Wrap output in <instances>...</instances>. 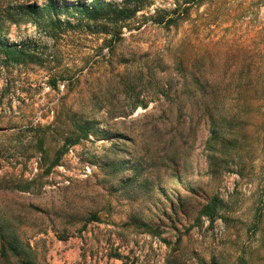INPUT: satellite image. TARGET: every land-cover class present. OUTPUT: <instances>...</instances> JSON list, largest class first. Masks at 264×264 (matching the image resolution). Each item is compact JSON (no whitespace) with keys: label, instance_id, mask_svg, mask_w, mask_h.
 Wrapping results in <instances>:
<instances>
[{"label":"rangeland","instance_id":"obj_1","mask_svg":"<svg viewBox=\"0 0 264 264\" xmlns=\"http://www.w3.org/2000/svg\"><path fill=\"white\" fill-rule=\"evenodd\" d=\"M50 1L93 0H0V37L26 51L0 59V236L30 264H264V0L111 44L62 9L53 30L7 22Z\"/></svg>","mask_w":264,"mask_h":264},{"label":"trees","instance_id":"obj_2","mask_svg":"<svg viewBox=\"0 0 264 264\" xmlns=\"http://www.w3.org/2000/svg\"><path fill=\"white\" fill-rule=\"evenodd\" d=\"M152 1L122 0L121 3H105L100 0H93L90 4H70L63 7L52 1L43 6H38L36 3H16L17 13H8L6 18L9 23L19 24L23 20V22L35 24L37 27L38 23L44 21L53 30L62 25V23L70 24L71 22L70 20H61L56 16L57 12L55 11H60L61 9L71 11L74 12L72 17L78 22L83 20L100 22V32L106 36L110 35L105 37V44H111L120 37L123 27H129L134 22H139L138 26H140L142 21L148 20L154 24H163L165 26L176 25L187 20L191 9L195 6H200L206 0H174V6L170 10L157 8L149 15H146L145 12L140 15L137 14L151 5ZM46 11L48 13H45ZM38 14H41L40 18H38ZM1 22L2 19H0V26ZM3 39V37H0V59L4 57L3 61L7 62L9 56L16 55L15 57L17 58L25 56L26 51L22 46L18 48L11 47L6 45ZM66 76L64 72L55 73L52 75L53 78L51 77V84L53 86L57 85L60 80L66 79ZM255 81L257 83V78H251V83ZM214 208L213 203H208L200 209L199 214L212 218L215 214ZM24 251L16 240L3 235L0 236V264H30L23 255L25 254Z\"/></svg>","mask_w":264,"mask_h":264}]
</instances>
